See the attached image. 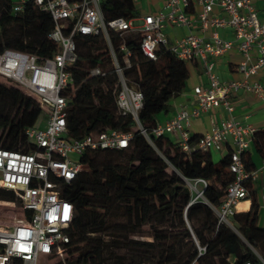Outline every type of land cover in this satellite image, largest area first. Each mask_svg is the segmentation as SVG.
I'll use <instances>...</instances> for the list:
<instances>
[{"label": "trees", "instance_id": "1", "mask_svg": "<svg viewBox=\"0 0 264 264\" xmlns=\"http://www.w3.org/2000/svg\"><path fill=\"white\" fill-rule=\"evenodd\" d=\"M15 4L0 0V52L15 49L51 56L58 50L49 39L54 29L51 15L32 0L17 12ZM101 8L108 19L140 15L134 0H102ZM111 36L124 66L118 50L121 38ZM127 42L132 66L124 73L143 94L139 123L117 110V76L104 37L82 36L77 41L78 89L67 109L69 138L83 139L107 129L132 133V138L125 149L86 152L81 162L89 164L90 171L63 185L61 194L74 207L67 255L76 256V264H264V227L259 225L255 199L249 211L234 214L235 228L221 223L215 212L234 179L230 156L215 162L209 151L187 154L168 136L153 135L158 116L167 113L170 100L186 88L187 64L167 50L156 61L146 58L140 36H128ZM94 67L108 75L89 77ZM41 118L34 98L14 84L0 82V147L19 149L25 130ZM200 137L190 136L189 144L196 145ZM252 146L264 158V130L256 131ZM243 160L247 171L256 169L249 150ZM197 179L207 184L202 197L195 198L188 182ZM0 202L18 198L0 188Z\"/></svg>", "mask_w": 264, "mask_h": 264}, {"label": "built area", "instance_id": "2", "mask_svg": "<svg viewBox=\"0 0 264 264\" xmlns=\"http://www.w3.org/2000/svg\"><path fill=\"white\" fill-rule=\"evenodd\" d=\"M27 1L16 3L14 11H21ZM32 1L51 15L54 29L49 39L58 50L51 56L15 49L0 52V78L34 98L42 110L41 121L25 130V141L19 149L0 147V188L13 191L18 198V202L0 203H9L22 213V218L12 224L0 223V264H48L54 259L56 264H65L74 207L62 196L63 185L76 180L81 172L90 171L89 164L81 162L86 152L125 149L132 138V133L115 129L92 133L83 139L68 136L67 109L78 89L74 67L78 63L77 41L82 36L106 40L117 76L115 105L119 113L133 116L138 123L143 94L124 73L132 66L128 36H140V50L150 60L156 61L159 53L167 50L188 67H201L205 83L193 89L195 107L182 109L172 119L157 124L153 135H176L172 141L187 154L196 149L211 152L231 147L229 171L234 179L227 186L223 204L215 208L219 221L230 225L239 204L250 195L248 182L264 176V160L259 168L246 170L243 155L252 147L257 130L236 121L230 97L233 91L245 88L264 99V80L248 81L250 76L264 71V17L259 7L261 4L264 12V0H162L157 11L132 19H108L101 8L102 0ZM169 28H184L187 34L170 42ZM227 28L232 30L234 41L219 35L220 30ZM111 33L121 38L118 50L124 66ZM234 43L245 58L238 66L245 80L222 82L215 71V60L230 52ZM253 49L258 52L255 61L251 59ZM107 75L100 67L89 70V77ZM217 108L227 118L214 122L211 130L191 146V120ZM139 128L151 142L150 135ZM194 183L204 187L207 184L203 179L189 181L191 189ZM202 194L203 191L198 192L195 198ZM261 205L264 207V196Z\"/></svg>", "mask_w": 264, "mask_h": 264}, {"label": "crops", "instance_id": "3", "mask_svg": "<svg viewBox=\"0 0 264 264\" xmlns=\"http://www.w3.org/2000/svg\"><path fill=\"white\" fill-rule=\"evenodd\" d=\"M138 12L140 15L155 12L161 7L162 0H136L135 1ZM260 7V15L264 17V12ZM187 34V29L184 28H169L168 35L169 41L183 37ZM210 35V32L208 33ZM219 35L221 38L229 41H234V34L230 28L220 30ZM258 52L253 49L251 51V59L255 61L257 59ZM244 56L238 51L236 44L234 48L227 54L219 57L215 60V71L222 82L244 81L245 76L238 71V66L244 61ZM190 71V78L187 81L186 88L182 93L172 98L169 102V111L167 113L160 114L158 116V124H163L172 119L177 112L186 108H193L196 105L193 89L195 86L204 84L205 78L202 73V69L198 65L188 67ZM264 80V71H260L258 74L252 75L248 78V81L253 83ZM231 100L234 102V117L236 121H239L243 125H250L256 128V130H264V99L259 98L252 91L245 88H240L237 91H233L230 94ZM226 113L221 109H212L204 112L200 117L191 120L188 128L190 136L203 135L210 131L214 122L226 119ZM171 140L177 138L176 135L168 136ZM231 147L227 146L220 151H211L212 158L215 162L225 159L229 156ZM251 160L259 168L264 160L255 148H250ZM249 197L243 200L239 206L237 212H246L252 206L253 199L258 206L260 213L259 225L264 227V207L261 205V198L264 196V176H261L257 181L248 182Z\"/></svg>", "mask_w": 264, "mask_h": 264}, {"label": "rangeland", "instance_id": "4", "mask_svg": "<svg viewBox=\"0 0 264 264\" xmlns=\"http://www.w3.org/2000/svg\"><path fill=\"white\" fill-rule=\"evenodd\" d=\"M15 3H19L21 0H13ZM131 81V84L135 85V83L129 79ZM0 82H4L6 84H9L8 81L0 78ZM193 186L196 188H192V192L194 194V197H196L198 195V192L203 191L204 189V185L202 183H198L197 185L194 183ZM198 190V192L196 191ZM18 206V205H17ZM22 218V213L20 212V210L18 208L11 206H0V223L2 224H12L16 219H20ZM230 225H232L235 228V224L232 222V219L230 221ZM148 228H146L147 230ZM75 258L76 256H71V255H65L64 256V260H65V264H67V262H72V264H76L75 262ZM58 261L57 259H54L51 261V263L48 264H56ZM64 264V263H62Z\"/></svg>", "mask_w": 264, "mask_h": 264}, {"label": "bare ground", "instance_id": "5", "mask_svg": "<svg viewBox=\"0 0 264 264\" xmlns=\"http://www.w3.org/2000/svg\"><path fill=\"white\" fill-rule=\"evenodd\" d=\"M1 205L11 206L9 203H0V206Z\"/></svg>", "mask_w": 264, "mask_h": 264}]
</instances>
